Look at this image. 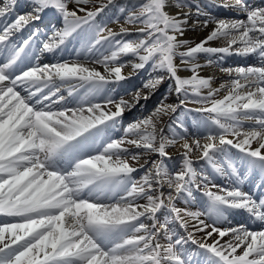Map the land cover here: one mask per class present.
Segmentation results:
<instances>
[{
    "label": "snow or ice",
    "instance_id": "6c2138e0",
    "mask_svg": "<svg viewBox=\"0 0 264 264\" xmlns=\"http://www.w3.org/2000/svg\"><path fill=\"white\" fill-rule=\"evenodd\" d=\"M113 2L30 0L29 11L0 28V264H194L198 253L204 264H264V230L223 226L234 212L264 225V197L242 189L236 163L264 174V7H250L246 0L219 4L245 19L217 18L195 43L183 38L190 0H140L133 11L120 7L126 23L138 25L133 39L127 38L129 28L116 31L97 20ZM16 6L17 0L0 5V21ZM49 10L62 27L53 29L42 51L78 38L85 51L97 53L91 62L102 65L103 73L79 61L26 63L39 30L20 43L14 37ZM221 39L225 46H210ZM201 54L210 57L208 65L211 57L256 55L261 66L224 68L233 78L213 87L212 77L200 75ZM128 66L132 73L124 72ZM149 67L167 75L181 104L190 97L202 105L196 109L207 114L198 122L200 137H187L182 120L176 124L181 132L171 123L161 126V116L180 106L163 101L128 124L122 137L110 135L124 113L148 96L138 89L128 101L109 86ZM164 78L152 77L143 87L154 90ZM65 86L75 106L61 94ZM98 97L102 103L95 102ZM177 145L182 151L173 169L166 163L168 148ZM145 153L158 159L141 164ZM200 161L229 186L214 183L196 166ZM201 187L203 210H191L193 189ZM189 242L197 251L186 250Z\"/></svg>",
    "mask_w": 264,
    "mask_h": 264
},
{
    "label": "rangeland",
    "instance_id": "374dc122",
    "mask_svg": "<svg viewBox=\"0 0 264 264\" xmlns=\"http://www.w3.org/2000/svg\"><path fill=\"white\" fill-rule=\"evenodd\" d=\"M195 1L196 0H190V3L195 2ZM248 1L249 0H246L247 3H248ZM139 2H140V0H114L113 4L109 5L108 8L105 9V11L97 18V20L99 22L107 23L109 27H111L113 30H116V31H119L121 26L129 28L132 35L127 37V38L133 39V38H135L136 29H137L138 25H132V24L126 23V15L120 14L119 9H120V7L123 6L126 9H128L129 11H133L134 9H132V5L138 4ZM87 7L89 9H91L92 5L90 4ZM260 7H264V4L260 5ZM29 10H30V0H27V2L25 1V4L22 7H20L19 10H17L14 13L12 19L15 17V15L17 13H24V12H27ZM51 13H52V15H54L53 19H55V20L57 19L59 21L58 23L62 24L60 17L55 13V11L52 10ZM235 13L237 15L232 16V17H236L238 19H245L244 15L239 14L237 12H235ZM214 22H215V20H214ZM214 22H212V24H211L213 27H214ZM216 43L218 45V44H222V43L224 44L226 42L222 39V40H218V42H216ZM71 56H73V55H71ZM71 56L69 57V59L72 61H80L81 63H84V64L89 63L90 65H92L94 67V63H92L91 61H88V59H81V57L74 58ZM249 57L250 56H247V58H249ZM123 59L131 60L132 57H124ZM208 59H209L208 57H201V60L203 63H206V61ZM63 60H65V59H63ZM60 62H63V61H60ZM232 65L234 67H237V66H253V64L249 58V59H246L244 61L238 60L234 64H231V63L226 64L225 63L221 67L215 65V63L213 62L212 64H210V67H208V68L210 69V71L212 70L211 73H213V71L216 68H218L219 69L218 71L221 72L223 69L222 67L229 66L230 68H232L233 67ZM257 66H261V64L257 65ZM100 67L102 68L103 66L100 65ZM126 68H131V67L128 66V67H125V69ZM207 71L208 70H205V72H207ZM200 72H203L202 68H201ZM161 75L164 76L165 78L163 79L162 83H160L154 90L150 91L149 89L143 87L144 83L146 81H148L150 78L155 77V76H161ZM189 75H191V73L186 71L182 76L186 77ZM232 78H233L232 76L227 75L226 80L230 81ZM171 85H172V81L167 78V75L165 73L152 72L150 67L145 68L144 70H140L138 73H135V75L131 76L130 80L123 81V82L116 84V85H110L109 87H113L115 89L114 95L117 98H119L120 96H123L125 100L131 101L132 96L136 93V91L138 89L140 90L141 96H144V95L148 96L147 100L141 99L140 102L135 105V107L131 108L130 111H126L124 113L123 118L117 127L118 130L117 129L114 130L115 133L112 136L114 138L122 137L123 131L128 126V124H130L134 120L149 116L154 111L156 106L158 104H160L161 101H163L165 104H173V105H180V106L177 108L176 113H170L168 115H162L161 116V126H164V125L171 123L173 125V127H176L178 120H182L184 123V126L188 130L187 133H185V135L187 137H189L190 139L200 137L204 133V129H203V127H198V122L203 120V119H201V117H203L205 119L207 114L197 112L196 109L200 108L202 105L191 102L190 97L184 104H181L180 101H181V99H183V97L182 96L178 97L172 91ZM61 94L65 96V93H61ZM219 94H225V92L222 91ZM101 101L102 100H100V102ZM167 131L168 130L166 129V132ZM176 131L181 132L182 130L179 129L178 127H176ZM169 135H171V133H169ZM181 151H182V149H180L179 145H177L175 147H169L168 148V152L171 155V160H167L166 163H168L171 168L175 169V167L180 163L179 153ZM232 151L235 152V150H232ZM192 155L195 157H198L199 153L194 152ZM157 159H158V157L156 155H154V154L149 155V154L145 153L142 156L140 163L143 164L145 162V160H148L150 162L152 160H157ZM132 163L134 164V166L139 167V165H136L135 162H132ZM203 166L205 168V165H203ZM205 170L207 171L206 168H205ZM143 171H144V169L141 168L139 172L134 174V176L137 179H139V177L141 175H143ZM196 190H197V192L199 191L200 193L195 194V196H194L195 201L191 205H187V207H190L191 210H203V206H202L201 202L199 201V199L205 197L203 195L204 189H203V187H201L200 189H196ZM179 207H186V205H184V203L182 201H180ZM202 235L203 234H197V237L199 238Z\"/></svg>",
    "mask_w": 264,
    "mask_h": 264
},
{
    "label": "bare ground",
    "instance_id": "6f19581e",
    "mask_svg": "<svg viewBox=\"0 0 264 264\" xmlns=\"http://www.w3.org/2000/svg\"><path fill=\"white\" fill-rule=\"evenodd\" d=\"M25 1L27 2V0H17V6H16L14 12L9 13L4 18V20H2L0 22L5 21L6 19H10L12 17V15L17 10H19L20 7H22L25 4ZM5 2H6V0H0V5H3V3H5ZM233 2H234V0H223L221 2H220V0H196L195 2L190 3V8L185 9V11L190 12V18H189L188 30L185 32V35L183 38L191 40L195 43H198L200 40H202L204 37H206L208 35V33L212 30L213 26L211 24L217 18L238 19L236 17H232V16L237 15L235 13V11H233L229 8H224V7L218 6L219 4H222V3H233ZM247 4L250 7H260V5L264 4V0H249ZM197 5H199L200 10H201V14H199V15H197ZM169 10H170V12H175L176 8L172 7ZM218 15H221L222 17H217ZM53 16L54 15H50V17L48 16L49 18L48 17L44 18L39 25L38 24L33 25L36 27V29L42 30V32L39 33L38 38L41 39L45 36L47 37V35H49V34H50V37H52L53 29L62 27V24L58 23L59 21L57 19L56 20L53 19ZM205 20L209 21L207 28L202 27V24ZM50 30H52V31H50ZM45 31H48V34ZM38 38H37V41H38ZM216 42H218V40L210 42V46H212V47L225 46V43L217 45ZM78 43H79L78 38H70L69 40H67L65 42L64 45H62L60 48H58L56 50V52L60 54V58H62L64 55L66 56V58H69L70 57V55H69L70 54V52H69L70 46L72 44H75V47H78ZM33 45H35V42L32 43V46ZM40 48H41V46H40ZM84 52H85V49L83 48L80 50V52L78 54H76V55L73 54V57L74 58L81 57L84 54ZM96 55H97V53L95 51L89 52L88 57L86 59H88V61H92L96 57ZM201 57H208V58H210V57L205 55V54H201L198 57V62L202 65H205L204 67H202L203 72H200V75H202L204 77H212L213 78V87H219V85L221 83H225L228 81V80H226L228 73H226L224 71L219 72L218 68H216L213 71V73H211L212 70L210 71V69L208 68V67H210V65L207 64V61H206V63H203L202 62L203 59L201 60ZM249 58L253 64V66H257V65L261 64V61L259 60V58L256 55H250ZM249 58L232 55V56H226V57H224V59L221 60V59H219L218 56L211 57V59L213 60L215 65H217L219 67H221L225 63L226 64H230V63L234 64L238 60L244 61V60L249 59ZM62 59H64V57ZM63 61H65V60H63ZM66 61L72 62V60H70V59H67ZM86 66L90 67L92 65H90L88 63V64H86ZM222 68L224 69V68H230V67L225 66ZM232 68H235V67L233 66ZM94 69H96L102 73L104 72V69H102L100 67V64L94 63ZM205 70H208V71L205 72ZM124 72L125 73H132V68H126V69H124ZM185 72L186 71H181L180 75L182 76ZM133 75H135V73H133L131 76H133ZM61 93H65L66 99L69 102V106H75L77 101L75 100V97H69L68 96L67 86L62 88ZM218 95L222 97L224 94H218ZM100 100H102V99L98 97L95 102H100ZM101 103H102V101H101ZM201 119H204V118L201 117ZM249 123L250 122H245V127H247ZM113 133H115V131H113ZM113 133L111 132L110 134L113 135ZM253 147H256V145L253 144ZM196 158L197 157L193 156L194 160ZM203 165H205V168L207 169V171L205 170ZM196 166L198 168H203L205 170V172H207L213 178L214 183H216L218 185H220L219 183H222V182L224 184H227L226 181L228 179L226 177H222V176L216 174L203 161H200ZM237 166H238V170H242L241 172L239 171L241 173L242 183L240 186L242 187V189L244 191L251 193L254 197H257V195H259L258 198L264 197V188L259 187L260 185L264 184V174L259 172V170H248L243 164H241L238 161H237ZM228 182L230 183L229 180H228ZM195 194H197V191L194 188L193 189V195L195 196ZM206 199L207 198H205V199L200 198L199 199L202 206H204ZM177 204H178V206H180V201H178ZM229 223L233 226L238 224V223H243V224H246L250 229H252V227H255L253 230H264V225L260 224L258 221H254V220L250 219L249 215L245 212H234V213H232L229 216V222L225 223L223 226L227 227V226H229ZM176 231L180 235H184V236L187 235L183 229L179 228V226H176ZM225 239H227V237ZM185 248L188 251H197L196 246L192 245L190 242L185 245ZM194 264H204V256L202 254L198 253L195 257Z\"/></svg>",
    "mask_w": 264,
    "mask_h": 264
}]
</instances>
